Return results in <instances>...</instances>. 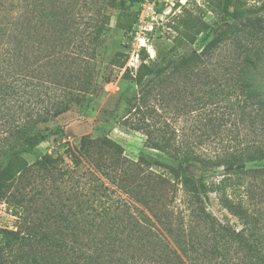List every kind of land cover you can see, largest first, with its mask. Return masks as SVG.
Returning <instances> with one entry per match:
<instances>
[{
    "label": "trees",
    "instance_id": "obj_1",
    "mask_svg": "<svg viewBox=\"0 0 264 264\" xmlns=\"http://www.w3.org/2000/svg\"><path fill=\"white\" fill-rule=\"evenodd\" d=\"M139 1L0 0V62L36 91L32 125L103 96L114 68L126 61L118 52L102 60L112 12L129 21V8ZM221 11L228 31L209 29L200 51L171 56L157 49L149 62L142 49L137 67L121 75L127 85L117 96L124 104L120 124L142 132L145 147L171 163L149 154L131 160L111 138L83 135L69 157L102 180H86L84 198L65 210L55 204L36 221L21 216L16 229L0 227V264H224L236 246L264 264V234H258L264 192L246 187L254 178L264 188V166L245 168L264 161V17H252L239 0H222ZM226 41V55H216ZM18 133L28 149L46 135ZM57 162L46 154L32 164L10 158L0 169V202L16 174L53 173ZM210 194L244 220L240 229L208 209Z\"/></svg>",
    "mask_w": 264,
    "mask_h": 264
},
{
    "label": "rangeland",
    "instance_id": "obj_2",
    "mask_svg": "<svg viewBox=\"0 0 264 264\" xmlns=\"http://www.w3.org/2000/svg\"><path fill=\"white\" fill-rule=\"evenodd\" d=\"M171 1L173 4L169 3L170 7L159 5L158 23L151 31L142 34L145 40L141 38L140 41L133 32L135 22L132 21L134 17H137L140 1L130 6L129 21H123L118 11L112 12L110 26L105 33L106 41L102 47V60L105 61L114 52L123 53L126 59L124 68H114L111 81L104 84L105 92L102 97L90 101L87 105H72L48 122L32 125L37 111L33 100L36 91L32 86H25L19 75L8 70L7 63L0 62V169L15 155L23 157L28 164H32L45 154L58 160L57 170L53 173L31 168L22 174L15 175L10 182L5 199L0 202V227L16 229L21 216H24L26 220L36 221V218L40 217L39 212L49 211L55 204L65 210L70 203L84 198L85 192L80 191H87V184L84 183L86 180L96 182L102 180L101 177H97L99 173L87 163L76 166L69 157V150L78 146L80 138L85 134L92 137L111 138L123 147V155L131 160H137L140 155L149 154L153 160L163 164L171 163L162 151L145 147V135L142 132L120 124L118 118L123 113L124 104L118 102L117 96L118 92L127 85V81L121 77L122 72L125 67H137L142 49L149 55L151 60H148L149 62L157 60V49H162L171 56H179L192 49L200 51L210 38L207 35L209 29L228 31L230 25V22L221 19L222 0ZM239 1L242 5L252 8V17H264V0ZM186 20L189 21L187 29L184 23ZM245 21L246 19L241 17L235 23L241 28ZM180 36L183 39L179 45L176 39L181 38ZM227 41L221 49L216 51V55H226L229 46ZM144 43L146 46H141ZM174 45L175 49L171 48ZM99 65L100 72H103L104 62ZM113 109H116L117 116L113 115ZM21 128H25L29 134L38 131L45 133V138L32 149H28L23 146L18 133ZM262 165L264 166V161L245 164V168ZM152 168L157 169L156 171L163 169L155 165ZM187 168L195 175L201 174V171L195 167ZM246 187L252 189L257 195H262L264 192L259 179L248 178ZM178 192L181 195V191ZM207 207L216 217L222 221H228L233 228L240 229L243 226L244 220H239L223 209L216 195H209ZM85 212L86 209L83 213ZM46 219L52 221V215ZM258 234L261 236L264 234V226ZM224 264L260 263L256 261L254 252L250 256V252L241 251L236 246L229 251Z\"/></svg>",
    "mask_w": 264,
    "mask_h": 264
},
{
    "label": "built area",
    "instance_id": "obj_3",
    "mask_svg": "<svg viewBox=\"0 0 264 264\" xmlns=\"http://www.w3.org/2000/svg\"><path fill=\"white\" fill-rule=\"evenodd\" d=\"M169 3L173 4L171 0H140L136 21L133 25V32L137 35L138 40L141 38L145 40V36H142V34L151 31L154 25L158 23L159 5L170 7ZM141 46L145 47L146 45L144 43Z\"/></svg>",
    "mask_w": 264,
    "mask_h": 264
}]
</instances>
